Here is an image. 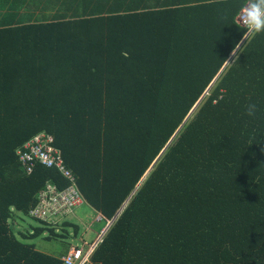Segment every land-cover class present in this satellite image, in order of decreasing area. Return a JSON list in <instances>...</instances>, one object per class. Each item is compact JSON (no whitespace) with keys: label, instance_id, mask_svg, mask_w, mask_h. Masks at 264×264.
Instances as JSON below:
<instances>
[{"label":"trees","instance_id":"1","mask_svg":"<svg viewBox=\"0 0 264 264\" xmlns=\"http://www.w3.org/2000/svg\"><path fill=\"white\" fill-rule=\"evenodd\" d=\"M73 1L30 0L53 13L28 23L0 6V264L69 252L25 243L59 236L30 213L46 184L70 185L19 162L41 133L100 233L120 211L90 264H264V33L224 62L246 0ZM17 215L40 226L15 233Z\"/></svg>","mask_w":264,"mask_h":264},{"label":"built area","instance_id":"2","mask_svg":"<svg viewBox=\"0 0 264 264\" xmlns=\"http://www.w3.org/2000/svg\"><path fill=\"white\" fill-rule=\"evenodd\" d=\"M236 22L239 26L244 27L241 22V12L238 14ZM16 154L27 173L32 172L35 164H41L49 169L55 168L70 183L64 190H58L52 183L46 184L44 189L37 195L38 202L30 213L31 217L52 226L55 223L54 218L56 216L69 215L74 209L84 204V200L76 186V177L65 166L61 152L53 146V138L51 136L44 133L34 136L17 150ZM100 219L101 217L98 220ZM99 238L94 244L89 245L85 253H82V250L78 248L72 247L67 256L62 258L63 263L90 264V255L100 242Z\"/></svg>","mask_w":264,"mask_h":264},{"label":"rangeland","instance_id":"3","mask_svg":"<svg viewBox=\"0 0 264 264\" xmlns=\"http://www.w3.org/2000/svg\"><path fill=\"white\" fill-rule=\"evenodd\" d=\"M71 4H74L73 0H70ZM66 2V1H64ZM36 4V3H35ZM43 2H38L36 5H41L44 7ZM1 7H8L7 11L10 13V21L12 20L21 21L23 23L35 22L37 17H45L47 18L50 15V11L46 8H43L45 11L41 13H36L34 9H25L21 10L26 2L24 0H18L17 2L11 1H0ZM29 6L31 3L28 4ZM4 9V8H3ZM0 11V13L3 11ZM21 10L19 15L16 14ZM39 12V10H36ZM24 14V17L20 16ZM50 17H52L50 15ZM40 19V18H39ZM49 20H53L50 18ZM15 222L13 224V228L16 232H31V227H39L40 223L36 220L30 218L29 216L17 215ZM100 217L96 215V213L88 206L83 205L80 208L74 209L72 213L69 215H60L54 218L55 223L52 224V228H54L55 233L59 234L58 237L46 239L47 233H44L41 237L25 241V243H32L35 245L36 250L43 251V247L47 249L48 253H51L56 256H60L65 253L67 249L78 248L82 250V253L87 251L89 245L94 244L96 240L100 236L101 229L105 226V223L102 219L98 220ZM64 223H69L71 225L63 226ZM74 226H77V232L74 230ZM55 256V257H56Z\"/></svg>","mask_w":264,"mask_h":264},{"label":"clouds","instance_id":"4","mask_svg":"<svg viewBox=\"0 0 264 264\" xmlns=\"http://www.w3.org/2000/svg\"><path fill=\"white\" fill-rule=\"evenodd\" d=\"M240 12L241 22L245 27L243 40L247 35L264 33V0H246V3L241 7ZM240 45L241 42H238L233 46L231 50L232 56L236 57L238 55L239 49L241 48ZM224 62L226 64L232 63H229L228 60H224ZM258 111V106L254 102H250L245 106V115L248 117L255 118Z\"/></svg>","mask_w":264,"mask_h":264},{"label":"crops","instance_id":"5","mask_svg":"<svg viewBox=\"0 0 264 264\" xmlns=\"http://www.w3.org/2000/svg\"><path fill=\"white\" fill-rule=\"evenodd\" d=\"M0 1H1V0H0ZM4 1H6V0H4ZM7 1H11V0H7ZM25 1H26V5H25L26 7L23 6V8H22V10H24V12H25V9H27V8L29 7V6H28V2H30V0H25ZM13 2H16V0H13ZM0 6H1V5H0ZM31 6H32V5H31ZM33 6H34V5H33ZM4 8H7V9H8V7H4ZM1 13L6 14V13H8V12L2 11ZM1 13H0V14H1ZM51 13H53V12H51ZM9 15H10V14H9ZM83 205H84V204H83ZM83 205H82V206H83ZM80 207H81V206H79L78 208H80ZM78 208H77V209H78ZM94 212H95V211H94ZM95 213H96V212H95ZM96 215H97V216H100L98 213H96ZM42 250H45V253H46V254H49V255H52V256H56V255H53V254H51V253H48V252H47V249H45L44 247H43ZM68 251H69V249L67 250V252H68ZM40 252L44 253V252L41 251V250H40ZM67 252H66V253H67ZM66 253H63V254H61L60 256H56V257H60V258H62L63 256L66 255Z\"/></svg>","mask_w":264,"mask_h":264},{"label":"water","instance_id":"6","mask_svg":"<svg viewBox=\"0 0 264 264\" xmlns=\"http://www.w3.org/2000/svg\"><path fill=\"white\" fill-rule=\"evenodd\" d=\"M245 38H247V37H245ZM245 38H244V39H245ZM242 41L244 42V40H242ZM243 42H241V44H242ZM240 46H241V45H240ZM232 57H233V56L231 55L230 58H229V60H228L229 62H230V60L232 59ZM226 65H227V64H225V66H226ZM214 81H215V80H214ZM214 81H213V82H214ZM197 104H198V103H197ZM197 104H196L195 107L192 109V111L190 112V114H191V113L193 112V110L196 108ZM190 114H189V115H190ZM189 115H188V116H189ZM124 205H125V204H124ZM119 212H120V211H119ZM119 212H118V213H119ZM118 213H117V215H118ZM117 215L113 218V220H112L111 222L107 223L106 227H105L104 230L101 232V235H100L99 240H101V238L104 236V234H105L106 231L109 229V227L111 226V224L113 223V221L116 219Z\"/></svg>","mask_w":264,"mask_h":264},{"label":"bare ground","instance_id":"7","mask_svg":"<svg viewBox=\"0 0 264 264\" xmlns=\"http://www.w3.org/2000/svg\"><path fill=\"white\" fill-rule=\"evenodd\" d=\"M80 193V192H79ZM38 202V201H37Z\"/></svg>","mask_w":264,"mask_h":264}]
</instances>
